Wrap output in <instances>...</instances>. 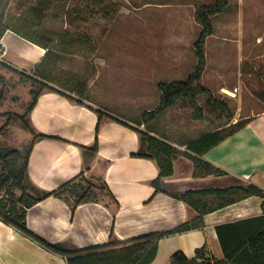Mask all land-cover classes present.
<instances>
[{
  "label": "crops",
  "instance_id": "crops-1",
  "mask_svg": "<svg viewBox=\"0 0 264 264\" xmlns=\"http://www.w3.org/2000/svg\"><path fill=\"white\" fill-rule=\"evenodd\" d=\"M24 8V4H21L19 10ZM40 27V24L36 26L37 31ZM93 43V37L86 34L79 44L85 45V54L71 50L72 53L62 55L85 61L81 74L74 72L81 76L87 73L90 65L96 67V73L93 71L95 76L87 77L83 104L45 90L38 95L29 111V124L33 129L53 137L33 142L27 173L37 188L50 191L81 172L84 176L87 172H93L105 182L117 205L108 197H102L98 202L80 203L71 212L62 198L48 196L26 209V227L47 242H64L69 249L84 248L108 242L111 232L118 239H129L172 229L197 214L193 207L169 193L254 185L261 190V195H250L225 205L220 204L232 195H194L192 200L197 199L199 208L207 210L202 216L203 225L162 237L157 245L156 256L149 264H170V255L178 250L187 257H193L195 250L202 246L205 249L202 260L208 264H213V259H222L223 251L216 227L264 214V107L245 115L239 120L244 122L242 127L202 155L188 149V143L225 126L190 138L189 130L182 127H158V118L146 124L141 123V127L137 126L178 150L172 161V174L160 179L162 191H156L152 184L158 175L156 162L132 155L139 149L140 139L133 129L137 128L136 125L119 115L129 113L122 104L124 101L108 98L102 86L93 87L95 79L99 77V67L104 62L101 57L94 59ZM45 51V47L29 41L10 28L5 29L0 38V61L20 71L28 72L42 59ZM157 85L155 91L148 93L145 86L138 83L133 96L129 97L128 103L136 107L147 106L135 122L141 120L144 111L157 105L160 98ZM88 96L94 99L89 100ZM112 106L116 107L119 114L110 109ZM94 109H100L113 117L103 118L97 132L95 126L98 117ZM227 123L226 127L234 122L230 119ZM95 137L97 152L85 162L80 146L91 145ZM194 156L200 160L196 167L192 159ZM85 164L89 169H85ZM214 169L219 171L206 173ZM242 262L228 264H245ZM0 264L67 263L63 255L47 250L0 220Z\"/></svg>",
  "mask_w": 264,
  "mask_h": 264
},
{
  "label": "rangeland",
  "instance_id": "rangeland-1",
  "mask_svg": "<svg viewBox=\"0 0 264 264\" xmlns=\"http://www.w3.org/2000/svg\"><path fill=\"white\" fill-rule=\"evenodd\" d=\"M35 1L8 0L6 21L11 22L17 16L21 4L27 7ZM214 1L50 0L38 32L43 30L51 40V47L59 42L65 31L70 38L92 36L94 59L104 60L93 87L102 86L108 98L124 101L122 104L128 114H119L115 106L110 109L137 127L140 124L135 121L147 106L136 107L128 103L129 97L133 96L138 83L149 93L155 91L158 82L184 80L193 72L196 64L194 42L202 28L194 12L197 6ZM211 19L213 32L205 39L206 65L201 81L216 98L228 105L231 120L236 122L264 107V0H229ZM72 50L84 54L87 51L85 45L79 44ZM84 64L85 61L78 57L61 56L53 69L54 81L49 82L50 86L82 100L62 83L69 73L81 74ZM93 71L96 73L94 64L83 76L94 77ZM31 89L37 90L38 86L20 77L19 70L0 61V159L10 150L22 152L32 138L25 121ZM206 101L205 94L197 96L202 116L194 118L193 109L186 101L179 100L175 107L156 117L157 126L182 127L189 130V138L226 127L229 120ZM98 177L93 172L85 175L86 180L95 183L99 182ZM25 191L31 192L28 188ZM22 193L14 188L12 193L3 194L1 198L15 200Z\"/></svg>",
  "mask_w": 264,
  "mask_h": 264
},
{
  "label": "trees",
  "instance_id": "trees-1",
  "mask_svg": "<svg viewBox=\"0 0 264 264\" xmlns=\"http://www.w3.org/2000/svg\"><path fill=\"white\" fill-rule=\"evenodd\" d=\"M50 0H36L34 5H28L20 10L17 17L11 22L5 20V9L8 0H0V38L5 29L10 28L22 37L46 48L42 59L28 72L20 71V77L26 78L38 86L37 90H30L31 99L27 106L26 123L32 138L23 151L10 150L5 158L0 159V220L13 227L19 233L29 237L47 250L63 255L67 264H149L157 253L159 240L169 234L183 232L203 225L202 216L207 211L199 208V201L192 200L194 195L215 193L221 196H230L220 205L232 203L250 195H261V190L254 185H236L223 189H204L197 191H185L183 193L172 192L170 195L179 198L193 207L197 214L172 229L153 232L129 239H118L113 232L110 233L109 241L104 244L69 249L64 242H47L36 234L32 233L25 224L26 209L38 200L55 196L62 198L73 212L76 205L84 202H98L102 197H108L115 205V197L108 189L102 178L95 183L85 179L81 172L78 176L69 180L53 190H41L29 180L27 167L28 156L33 142L36 139L53 137L44 133L36 132L29 124L28 114L36 102L38 95L45 90L57 92L71 101L83 104L81 99H75L62 91L50 86L49 82L54 81L53 69L56 68L58 59L63 54L72 53L75 44H81L80 37H71L65 31L59 38V42L51 47V40L45 33L38 32L36 26L45 17V10ZM229 3V0H215L211 4H202L196 7L194 12L195 20L200 23L201 31L194 42L196 64L194 70L184 80L170 82H159L158 89L160 98L157 105L141 114L138 122L148 123L155 119L165 109L174 106L178 100H184L193 109L194 118L202 116L201 107L197 103V96L205 94L207 105L217 108L230 120L232 113L226 103L216 98L212 91L202 81V74L206 65L205 39L213 32L212 16L221 12ZM20 9V7H19ZM85 38V36H83ZM83 43V42H82ZM2 62V61H1ZM4 63V62H3ZM8 65V64H7ZM68 74V72H63ZM87 78L76 73H69L64 78L62 85L69 91L75 92L81 98H85ZM97 113L95 132L98 131L103 118H112L100 109H94ZM119 121V120H118ZM125 124L124 122L120 121ZM244 125L243 121L237 120L220 130L205 134L190 141L188 149L197 155H202L226 136L234 133ZM137 131L140 139V147L133 152V156L153 159L158 166V175L152 181L156 191H162L160 179L173 172L172 161L178 154V150L162 139L156 138L147 131L133 128ZM85 162L91 159L97 152V138L91 145L80 146ZM195 167L200 162L199 158L192 157ZM85 169L89 167L85 164ZM219 170H208L206 173L218 172ZM197 173L196 171L194 172ZM14 188L20 189L23 193L15 200H3V194H10ZM31 192H26V189ZM217 235L223 251L222 259H213V264H228L240 262L245 264H264V214L256 217L241 219L233 222L220 224L216 227ZM204 246L195 250L193 257H187L182 251L173 252L169 257L170 264H208L204 258Z\"/></svg>",
  "mask_w": 264,
  "mask_h": 264
},
{
  "label": "bare ground",
  "instance_id": "bare-ground-1",
  "mask_svg": "<svg viewBox=\"0 0 264 264\" xmlns=\"http://www.w3.org/2000/svg\"><path fill=\"white\" fill-rule=\"evenodd\" d=\"M225 91L229 92L227 89H225Z\"/></svg>",
  "mask_w": 264,
  "mask_h": 264
}]
</instances>
